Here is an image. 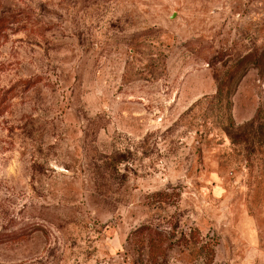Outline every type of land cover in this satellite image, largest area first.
<instances>
[{
  "label": "rangeland",
  "instance_id": "obj_1",
  "mask_svg": "<svg viewBox=\"0 0 264 264\" xmlns=\"http://www.w3.org/2000/svg\"><path fill=\"white\" fill-rule=\"evenodd\" d=\"M0 264H264V0H0Z\"/></svg>",
  "mask_w": 264,
  "mask_h": 264
},
{
  "label": "trees",
  "instance_id": "obj_2",
  "mask_svg": "<svg viewBox=\"0 0 264 264\" xmlns=\"http://www.w3.org/2000/svg\"><path fill=\"white\" fill-rule=\"evenodd\" d=\"M217 91H219V85H218V87H217Z\"/></svg>",
  "mask_w": 264,
  "mask_h": 264
}]
</instances>
